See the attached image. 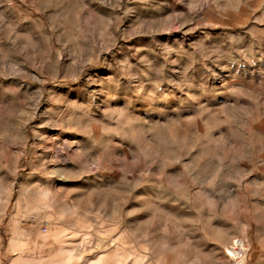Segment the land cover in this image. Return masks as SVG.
Wrapping results in <instances>:
<instances>
[{
  "label": "rangeland",
  "instance_id": "rangeland-1",
  "mask_svg": "<svg viewBox=\"0 0 264 264\" xmlns=\"http://www.w3.org/2000/svg\"><path fill=\"white\" fill-rule=\"evenodd\" d=\"M29 262L264 264V0H0V264Z\"/></svg>",
  "mask_w": 264,
  "mask_h": 264
},
{
  "label": "bare ground",
  "instance_id": "bare-ground-1",
  "mask_svg": "<svg viewBox=\"0 0 264 264\" xmlns=\"http://www.w3.org/2000/svg\"><path fill=\"white\" fill-rule=\"evenodd\" d=\"M245 252L246 250L244 249V244L241 239L233 240L231 246L228 249V254L233 258L234 261L237 262H240V260L245 255ZM237 262H234V264H237ZM28 264H31V262Z\"/></svg>",
  "mask_w": 264,
  "mask_h": 264
}]
</instances>
